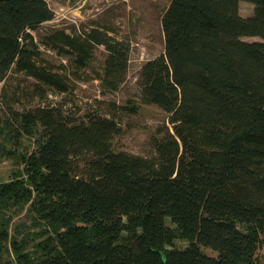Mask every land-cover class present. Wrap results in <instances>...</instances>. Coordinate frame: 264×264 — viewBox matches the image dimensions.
<instances>
[{
  "label": "trees",
  "instance_id": "trees-1",
  "mask_svg": "<svg viewBox=\"0 0 264 264\" xmlns=\"http://www.w3.org/2000/svg\"><path fill=\"white\" fill-rule=\"evenodd\" d=\"M53 16L46 0H0V82L13 70L41 99L71 92L31 33ZM161 27L163 51L137 79L140 103L167 114L152 155L113 148L114 114L9 108L0 133L13 146L2 154L16 167L0 180V264L10 252L18 264H264V0H170ZM44 42L71 56L76 78L103 46V92L126 78L130 44L105 29Z\"/></svg>",
  "mask_w": 264,
  "mask_h": 264
},
{
  "label": "rangeland",
  "instance_id": "rangeland-1",
  "mask_svg": "<svg viewBox=\"0 0 264 264\" xmlns=\"http://www.w3.org/2000/svg\"><path fill=\"white\" fill-rule=\"evenodd\" d=\"M54 16L31 31L41 57L55 66L63 65L72 85L71 92L60 94L47 90V100L33 92L35 80L13 70L0 82V128L2 119L11 117L9 108L22 110L48 102L62 104L65 113L80 118L94 112L101 115L114 114L120 126V133L113 138V148L132 154L150 156L153 149L150 138L155 130L167 119V114L155 105L140 103L138 74L143 62L160 54L164 48L161 16L170 0H46ZM253 5L247 1L239 2V12L249 16ZM92 27L107 30L111 35L126 39L130 44L126 78L115 91L103 92L99 77L103 72L106 50L103 46L93 47V54L85 68L79 70V78L72 73L74 64L70 55L60 54L47 46L44 37L56 30H64L70 35H79ZM244 40H261L259 37L246 36ZM19 85V86H18ZM16 88L23 89L19 98H12ZM135 105L133 112L122 107ZM0 133V180H7L16 167L15 159L2 154V144L12 147V142L4 140ZM23 148L30 145L23 137ZM26 146V147H25ZM21 149V148H19ZM23 220L22 213L11 220L9 231L14 224ZM177 245H184L178 240ZM203 251L215 254L208 248ZM264 255V247L259 249ZM3 264H18L12 253H5Z\"/></svg>",
  "mask_w": 264,
  "mask_h": 264
}]
</instances>
